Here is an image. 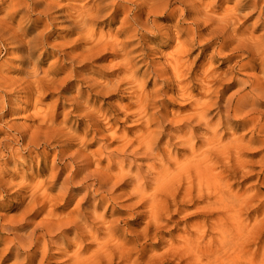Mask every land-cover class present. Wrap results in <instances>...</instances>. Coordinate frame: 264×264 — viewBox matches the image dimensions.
I'll list each match as a JSON object with an SVG mask.
<instances>
[{
	"label": "bare ground",
	"instance_id": "1",
	"mask_svg": "<svg viewBox=\"0 0 264 264\" xmlns=\"http://www.w3.org/2000/svg\"><path fill=\"white\" fill-rule=\"evenodd\" d=\"M41 1L0 0V12L6 9V3L12 7L8 14L0 18V58L9 54V50L16 49L19 54L15 59L20 63L17 67L20 76L17 79L6 76L0 64V199L23 196L22 200H14V203L20 205L16 207L24 206L17 218L9 220L16 226L12 227L8 221V224L0 223V244H4V248L0 249V264L10 257L14 260L11 264H257L258 252L264 256V244L261 235L253 230L264 225V217L259 219L261 215H258L251 225L242 220V216L251 209L261 190L252 193L249 189H235V185L240 179L248 176L252 178L257 174L248 170L245 159V151L250 148L252 141H246L243 135L238 136V130L250 127L254 134L264 132V120L253 115L257 103L264 101V86L258 82L256 74L240 76V72L264 70V35L255 36L243 31L245 29L242 30L241 26H234L241 18L245 19L257 12L258 20L264 26V6L259 5V0H239L234 7L224 9L220 7L223 3L220 0H141L137 8L130 11L124 23V31L131 40L137 36L143 42V39L154 33L145 22H140L142 16L178 15L179 6L172 7L176 3L187 5L180 11L179 19L185 22L191 20L186 28L168 25L156 29L157 34L169 40L172 35H176L179 42L162 64L152 66V74L159 78L161 84L158 83L163 85L162 89L145 92L143 84L136 81L134 56L130 57L131 51L126 50L131 40H127L129 45L127 42L124 45L118 43L117 38L106 39L103 36L105 34L96 38L89 31L94 21L105 17L104 11L108 5L89 6L87 10H83L85 6L82 9L73 8V12L78 13L74 16L78 20L72 19V28L85 34L72 41L74 45L70 47L77 48L75 53L69 52L63 45L58 46V49L55 47L54 52H57L58 58L51 62L49 69H44L47 60L45 53H48L45 46L47 43L51 45L47 42L50 34L46 32L57 22L50 17V13L57 11L59 6L55 3L56 7L52 6L50 2L49 5H42ZM104 1H113L115 9L112 12L115 14L121 13L122 3H129L128 0ZM189 6L193 8L192 11ZM187 9L190 11L187 12ZM218 9L220 14H217ZM245 11L248 12L244 14ZM31 15L37 16L35 21L43 25L30 40H25L23 31L26 28L21 22L14 26V22L17 17L23 20ZM70 16L73 17L72 13ZM43 18H46L45 21ZM182 37L185 38L180 41ZM195 46L200 48L199 53H205L210 48L213 58L222 59L223 64H234L229 67L226 65L228 69L219 72V67L212 68L215 61L211 60L213 63H210L206 71L195 75L198 83L196 86L188 77L193 72L194 63L185 61ZM39 48L44 51L36 57ZM139 48L141 46L135 49ZM110 49L123 52L121 56L125 57L120 64L123 75H116V81L106 75L105 78L102 76L105 81L91 80L87 72H78V67L85 68L96 62L99 56ZM65 58L69 59L68 66L60 67L59 61ZM60 73L63 76L59 77ZM74 82L79 83L77 89L80 93L70 99L71 111L79 120L77 126L84 129L82 138L66 130L67 122H56V107L64 106L60 97L55 106L43 104V98L48 97L54 88L63 91ZM122 83L131 85V88L136 87L131 96L133 101L124 108H115L107 113L101 107L88 108L91 103L82 101L85 94L111 99L118 93H125L127 87L123 89ZM231 86L238 88L224 100V91ZM196 88L200 90V98L192 102ZM165 91L176 92L177 99L182 102L191 101L188 104L191 109L183 116L173 115V119H170V115L159 111L160 98L163 96L161 92ZM17 97L24 99L25 112L30 109L28 116L33 125L20 128L11 122L13 117H10L16 111L13 105ZM119 115H123L122 120L117 118ZM123 120H130L133 124L138 122L141 129L132 140L121 137V145H117L114 151L109 150L111 153L108 159L113 164L102 168L103 160H94L93 156L85 154L86 151L84 153V138L88 133L92 135V132L96 139L104 132L114 135L113 126L120 121L123 123ZM103 149L106 151L107 147ZM53 151L55 157L52 159L50 177L53 183L56 185L60 175L67 172L57 194H47L42 181L24 183L18 190L16 187V191H11L13 186L5 175L11 170V165L16 166L14 159L19 154L27 153L29 158L42 155L47 162ZM104 151L100 150L99 156ZM259 163L262 167L258 173L261 176L259 182L264 185V155ZM111 168L117 169V172L111 174ZM18 172L15 169V173ZM40 175L42 172L36 174L37 177ZM25 178L22 176V180ZM25 188L29 190L21 195ZM74 191L81 194L74 210L68 213L57 212L56 207L48 212L45 210L47 204L55 206L62 202L69 205L75 198ZM120 201L124 203L110 211L109 208L113 204L116 207ZM105 202L107 208L104 212L99 211ZM84 204H87L85 208ZM262 209L264 205L255 210L260 212ZM44 210L47 217L35 222V216ZM108 212L111 217H120L107 220ZM180 215L182 218L192 220L199 217L202 220L187 225L177 240L170 241L158 251L155 246L148 254L150 250L146 247L153 244L152 241L163 234L170 223L177 226L179 221L175 218ZM129 216L134 222H129ZM142 218L145 224L140 230H131L122 225L138 223ZM29 226H32L30 231L21 235L15 232L13 238H4L1 234V231L25 230ZM70 232L73 233L72 238L68 236ZM156 245L160 246V242ZM52 246L61 251L56 250L54 255L51 254ZM252 246H255L254 249Z\"/></svg>",
	"mask_w": 264,
	"mask_h": 264
},
{
	"label": "rangeland",
	"instance_id": "2",
	"mask_svg": "<svg viewBox=\"0 0 264 264\" xmlns=\"http://www.w3.org/2000/svg\"><path fill=\"white\" fill-rule=\"evenodd\" d=\"M128 1H129V3H126V2L122 3V7L121 8H122L123 12L121 11L120 14H115V13L112 12V10L115 9V4L112 3L113 1H106L105 2L104 0H82V1H76V0H44L43 1L42 0L41 1V2H43L42 5H49L50 3H52L50 5L54 6L56 4L57 6H59L58 8H56L57 11L53 10L50 13V17L54 18L55 20H57V22L55 21L56 23L54 22L52 29L48 30L46 32L47 34L49 33L51 35V36L48 35V38H47V42H50L51 45L49 46V44L47 43V45L45 46L46 47L45 49L48 50V53H45V56H46L47 60L44 63L43 68L44 69H49V66H50L51 62H53L54 60L55 61L57 60V58H58V56L56 55L57 52L56 53L54 52L55 47L58 49V48L61 47V45H63L64 47L63 46L62 47L67 49L69 52H72V53L76 52L77 48H74V49L72 48L71 49V47H73L71 45H74V43L72 41L74 39H77L79 37V35L85 34V33H80L79 30H75V29L72 28L73 20L74 21L78 20V19H76L74 17L78 13L77 12L74 13L75 10L73 8L82 9V7L85 6L86 9H83V10H87V9H89L92 6H95V7L96 6L97 7L100 6L101 7L102 5L103 6L104 5H108L109 7H107V9L104 11L105 17H102V18H100V19H98V20H96V21H94L92 23L91 27L89 28L90 29L89 30L90 33L93 34L96 38H99L100 36L105 34L103 36H106V39H110L111 40V39H114V38L116 39L117 38L118 43H120V44H122L124 42L128 43V41L131 40V39L128 38V34L125 33V31H124V29L126 27L125 26L126 24H124V23H126L125 22L126 21V17L130 14V11L132 9H136L137 5L139 4V2L141 0H139V1L138 0H128ZM186 1H188V0H186ZM220 1H221V3L223 2L222 4H220L221 5L220 7L222 9H224L223 7H230V8L234 7L236 2L239 1V0H230V2H228V3H226L224 0H220ZM259 2H260L259 5L263 7L264 6V0H259ZM53 3H55V4H53ZM56 5H55V7H56ZM185 5H186V3H185ZM185 5L181 4V3H176L175 5L172 6V7L175 6L174 8L178 7V10H177V11H179L177 13L178 15L168 14L167 16L161 17V16H156L154 14H151L150 17H148L145 14L144 16H142L141 20L139 19L140 22L141 23L145 22L147 28L148 29L150 28L151 30H153L152 32H154V33L149 35L146 39H143V42L141 40H139L138 37L136 36V37H134V39L131 40L132 42L129 41L130 45L128 43L129 46H126V50L129 49L127 51H131L129 56L130 57L134 56L133 58L135 59V62H136V66L137 67L134 68V70H136V76H135L136 77V81H138L140 84H143L142 89L145 92H152V90H156V89L160 90V89H162L163 85L162 86L160 85L161 83L158 80L159 78L157 79L155 77V75L152 74V71L154 69L152 66L157 67V66H159V64H162L163 63L162 61H164L165 57H168V53L171 54L174 51L176 45H178L177 43L179 42V39H177L175 37L176 35L175 36L172 35L171 36L172 38L170 37L172 40L171 39L169 40V39H167V37L164 38V36H161V35L157 34L156 29L159 28L160 26L161 27L162 26L163 27H166V26L167 27H169V26H173V27L174 26H178L180 29L186 28L188 26L189 22H191V20L188 19V21L185 22V21H183V20L181 21L179 19V18H181L180 11H182V9L185 8ZM6 6H7L6 9H4V10H2L0 12V18H3L5 16V14H8L11 11L12 7L9 6L8 3H6ZM188 8L191 9V11L193 10V8L192 7L190 8V6ZM63 10H64V12H63ZM60 11H61V13H60ZM67 11H68V14H65V13H67ZM189 11L190 10H188L187 12H189ZM218 11L219 12H217V14L218 13L220 14L221 13L220 9H218ZM247 12L248 11H245L244 14H246ZM70 13H72L73 17L70 16ZM57 14H58V16H57ZM59 14H60V16H59ZM256 14L246 16L247 18L245 17V19L241 18L240 21L237 22L234 27L241 26L242 30L245 29L243 31H247V32L253 33L255 36L264 35V26H262L261 25V21L258 20L259 13L257 12ZM61 15H63L64 17H61ZM175 16H176V18H175ZM36 17L37 16H35V15H31L30 17L28 16V17L24 18L23 20H20V17H17L16 22H14V26H16L17 22H21V24L26 28L25 31H23V33L26 34V36H25V34L23 36V38L25 40H27L29 38L31 39L34 36V34H36L39 30L42 29L43 23H39V21L38 22L35 21ZM185 18H189V17L186 16ZM45 19L46 18H43L42 20L45 21ZM147 20H149V21H147ZM256 20L258 22H260V23H258ZM180 21H181V23H180ZM149 23H150V25H149ZM150 26H152V27H150ZM75 32H76V34H75ZM174 38H176V39H174ZM184 38L185 37H182L180 39V41L184 40ZM125 43H124V45L127 44V43L126 44ZM171 44H172V47H171ZM58 46H60V47H58ZM140 46H141V48L135 49V48L140 47ZM42 50L43 49H41V48H39V50L37 49L35 56L36 57L39 56L42 53ZM211 50L212 49L209 48L208 50L205 51V53H199L200 52V48L195 46L193 51H192V54H190V56H187V58H185V61H187V63H190V62L194 63L193 69L191 70V72L192 71L193 72L188 77H189V80L191 81V83L192 84H196V86H198V83H197V80H196L197 74L199 75V74H201L202 71H206L210 67V63H213L215 61L213 63V65H212V68H215V66L217 68L219 67V72L220 71L221 72L225 71L223 69H228L226 67H229L230 65L234 64V62H230V63H226V64L224 63L223 64V60L222 59L215 58V57L213 58ZM113 52H115V53H113ZM149 52H151V53H149ZM121 53L123 54V52H121ZM121 53L116 52L115 50H112V49L107 50L105 53H103V55L98 57L96 62L95 61L92 62L91 64H89L85 68H84V66H80V67L77 68V70H78V72H83V73L87 72V74H88L87 76H89L91 78V80L93 78L96 81L99 80L100 82H102V81L106 80V79H103L102 76L106 75L107 78H110V80L112 79V80L116 81L117 80V78L115 77L116 75L117 76H122L123 75L121 73L122 69H121L120 64H122L124 62V60H125L124 58L125 57L121 56L122 55ZM159 53H161V54H159ZM18 54H19V52L16 49H11V50H9V54H4L2 56V58H0V64L3 65V69L2 70L4 72H6V76H8L9 78L17 79L20 76L19 75V71L17 70V67L20 66L19 65L20 63H19V61L17 59H15V58H17ZM139 54H143V55H139ZM116 55H119V56H116ZM211 60L213 62H211ZM239 60H242V59H239ZM67 62H69L68 58H65L64 60L62 59L61 61H59V66L60 67L68 66ZM154 62L155 63L159 62V63L155 64ZM152 63H154V64H152ZM148 64H150V65H148ZM10 67H11V69H10ZM87 68H89V69H87ZM8 69H10V70H8ZM198 70H199L200 73L198 72ZM194 71L197 72V73H195ZM246 73H248V74L249 73L256 74L258 76V82H260V84H263V86H264V70L263 71H260V70L246 71L245 73H243V71H241L240 72V74H241L240 76H243ZM235 75L239 76V74H235ZM61 76H63L62 73L59 74V77H61ZM192 77H195V78H192ZM96 78H98V79H96ZM104 78H105V76H104ZM192 80L193 81L195 80V82H193ZM78 84L79 83H77V82L71 83V84H69L66 87L67 89H65L63 91H60V90H57V89L54 88L53 91L49 92L50 95L48 97L43 98V104L55 106L56 105V100L60 97L62 99V102H64L63 103L64 106L61 105L60 107H56L57 113H58L56 122L58 124L61 123V122H67V125H66L67 129L66 130L70 131L73 135H75V136L78 135L80 138H82V136H84L85 132H84L83 127L80 128V126H77V124L79 125V120L77 119V117L71 111L72 110V106H71L72 102L70 100V99H73V96L75 94L80 93L78 91V89H77V88H79ZM121 87L123 89H125V90H126V87H127L126 92L125 93H118L115 97H113L111 99L109 97H104L103 98V97H100V96H89V95L85 94L83 99H82V101H86L89 104L91 103L89 105L90 107H88V108H92V107H96V108L99 107L100 108L101 107V110L103 112H107V113L111 112V110H113L115 108H120V109L124 108L127 104H129L130 102L133 101L132 92L136 90L135 89L136 87L135 88L134 87L131 88V85H128L127 83H122ZM237 88H238L237 86H231V87L227 88L224 91L226 93V95H224V100L227 99ZM57 92H59V93H57ZM198 92L200 93V90H199V88H196V90L194 91V94H193V95H195V94L196 95L192 98V100H191L192 102H194L195 100L200 98V95L198 94ZM161 93H163L162 94L163 96L160 98L162 100L160 102L159 111H161V112L163 111L162 113H165L166 115H170V116H168L170 119H173L171 117H174V116H176V117H179L181 115L183 116V114L185 115L187 113V111L191 109L190 105H188L189 102H191V101L182 102L181 100L177 99L178 97H177L176 92H173V91L166 92L165 91V92H161ZM164 93H166V94H164ZM166 95H167V97H166ZM183 103H185V104H183ZM114 104H115V106H114ZM111 106L112 107L114 106V107L112 108ZM117 106H119V107H117ZM25 107H26V103L24 102V99H22L20 97H17L16 101H15V106L13 105V108L17 112L14 110L15 113L13 115H11V117H10V118L13 117L14 119L12 118L10 120H11L12 123H14L16 126H18L20 128H22L24 125L25 126H31V124L32 125L34 124L32 122V119L28 116L31 113V111H28L30 109H28L27 112H25L24 111ZM18 108H19V110H18ZM255 108H256V112H254L253 115L255 117L262 118L264 120V101L260 100L259 103H257V106ZM151 112H154V111H151ZM214 113H216V111H214ZM69 118H70V120H69ZM117 118H119V119L121 118V120H122L123 119V115H119ZM76 121H77V123H76ZM262 122L264 123V121H262ZM134 123L135 124H133V122L130 121V120H128V122L123 120V123L120 121L119 123H117L116 125L113 126V131L115 133L114 135H112L111 132H108V133L104 132V134L99 136L100 137V138H98L99 140L96 139V137L94 136L95 134L93 132H92V135H91V133H88V135H86V137L84 138L85 139V144H84L85 146L82 148L84 153L86 151L85 154L93 156L94 160H100V161L103 160L104 162L102 161V168H106L108 166H111L113 164V162H110L108 158H109V153H111L112 149L114 151L119 145H121V143L119 144V142L121 141L122 138L127 137L128 140H130V139L132 140V138H135V136L138 135V132L140 131L139 129H141V126L139 127L140 123H138V122H134ZM233 123L237 124V122H233ZM77 128H79V129H77ZM116 132H117V134H116ZM107 134L108 135L110 134V135L108 136ZM240 135L245 136V140L246 141H252V145L250 146V148L247 149V151H245V153H246L245 159L247 160L248 170L257 172V174L255 175V177H252V178H249L250 176H248L247 178L244 177L243 179H240V181L235 185V189H242V190L249 189V190H252V193L256 192L257 190H261V192L257 195L255 200L253 201L251 209H249L247 212H244V214L242 216V220L246 221V223L250 222V224L253 225V223H254L253 219L255 217H257L258 215H261V216H259V219H262L264 217V210L263 209L260 212H257L255 210L256 207H258L260 205H264V203H263L264 202V185H262L261 182H259V178L261 176L258 175V173L262 170V167H261L259 161H260L261 157L264 155V152H263L264 151V148H263L264 147V132L257 135L256 133L254 134L250 130V127H248V128H245V129H239L238 130V136H240ZM254 136H255V138H253ZM0 138H1V136H0ZM114 138H116V139H114ZM86 142H87V144H86ZM107 143H108L109 146L107 145ZM104 147L105 148L107 147L106 151H104V149H103ZM110 149H111V151H109ZM100 150L104 151V154L102 156H99V153H100L99 151ZM107 151H109V152L107 153ZM181 153H183V152L181 151ZM104 155H105V157H104ZM17 157L18 158L14 159V162L16 163V166L11 165L12 166V168H10L11 170H8L6 172V175H5V178H7L8 182L11 181V184L13 186L12 187L13 190H11V191L14 192V191H16V189L18 190L20 188V186L23 185L24 183L27 184L28 182L36 183V182H39V181L41 182L42 181L44 187L48 191L47 194H49L50 196H54V194H57V192L59 190V187H60V183L65 178L67 172L65 171L64 173H62L60 175V180L58 181V183L56 185L53 183L54 180L52 181V179L50 177H51V169H52V159L55 157V151L50 153V158H49V160L47 162H45L46 160H45L44 156H42V155H39L38 157L34 156L32 158H29L27 156V153H24V154H21V155L19 154ZM101 157H103V159ZM13 168H14V170H13ZM92 168H94V166ZM15 169L17 171H20V172L17 173V174H19V176L15 173ZM33 172H34V175H33ZM38 172H42V175L37 177L36 174ZM115 172H117V169H115V168H111L110 169V173L111 174H114ZM16 175H17L18 178L16 177ZM47 175H50V176L48 177ZM22 176H25L26 178L28 177L27 180H25L26 178L22 180ZM14 178H16V180ZM33 179H35V180H33ZM12 180L16 184H14L12 182ZM46 180H47V182H46ZM234 182H236V181L234 180ZM262 182H263V180H262ZM50 184H52V185H50ZM28 190L26 188L23 189L21 191L22 192L21 195H24L25 192H27ZM74 192H75V196H74L75 198H73V201L69 205L62 204V202H59V204L58 205L56 204L55 206L54 205L52 206V204H47L46 205L47 209H45V210L48 212L49 210L54 209L55 207L57 209V212H62V213H68V212L74 210L76 208V206H77L78 200L81 197V194H78V191H74ZM9 198H5L6 200L5 199H0V207H1L0 208V223H4L5 222V224H8L9 220L11 221L12 219L17 218L20 215V213L23 210V208H24L23 205L21 207H16V206H20V205H16L14 203L17 200H22L23 196L22 197L18 196V198L16 197L17 199H13L14 197H11V199H9ZM2 200H4V201H2ZM74 200H75V203H74ZM91 203L92 202H90V204ZM123 203L124 202L120 201L117 205L115 204L116 207L113 204L109 208L110 211L112 209L119 208ZM86 205L87 204H84L83 207L85 208ZM106 208H107V203L105 202V203L102 204V206L99 209V211L104 212ZM45 210H44L43 213H39V214H37L35 216V218H36L35 222H40V220L42 221L43 218L45 219L47 217V212ZM44 214H46V215H44ZM2 216H4V217H2ZM117 217H120V215H115V216L111 217L110 212H108L107 220H111V219L117 218ZM130 218H132V217L129 216V222H134V221H131ZM175 219H176V221H179L177 226L174 223H170L169 227L167 229H165V232L163 234H160L157 239L153 240L152 241L153 244H150V245H148L146 247L147 250H150V251H148V254L151 253V250L154 249L155 246L158 248V249H156L158 251L159 248L164 247L170 241L177 240V236L179 234H181L185 230L187 225H189V224H191L193 222H196V221L198 222V221L202 220V218H199V217L193 218L192 220L191 219H187V218H182V215L177 216ZM211 219H212V217H210V221H211ZM141 220L138 223L137 222L134 223L135 225L134 224H128V225L126 224L125 225V223H123L122 225H123V227H129L131 230H140V229L143 228V226L145 224L144 223L145 220L143 218ZM10 224H12V227L15 225V224L9 222V225ZM263 226L259 227L256 230L254 229L253 232L257 231L261 235L260 236L261 237V241L264 244V227ZM27 228L28 229L19 230V231H12V232L8 231L7 233L1 231V234H3L4 238H9V237L13 238L16 233L21 235V234H24V233L30 231L32 229V226H29ZM175 228H176V230H175ZM72 234L73 233H71V232L68 233L69 238H72V236H73ZM210 235H212V234H210ZM60 237H61V235H59V238ZM53 241H54V239H53ZM158 242H160V246L156 245V243H158ZM67 244H69V242H67ZM254 247L255 246H252L253 249H254ZM1 248H4V244H0V249ZM68 249H71V248H68ZM52 250L53 251H51V254H53V255H54V251H56V250L57 251H61L60 249H58L57 247H54V246H52ZM256 256L258 257V258H256L257 259V264H264V256L262 255V252H258V254ZM135 257L136 256H134V258ZM8 259H7L8 261L4 262L3 264H11L14 261L12 257H10ZM52 264H54V263H52ZM144 264H146V263H144Z\"/></svg>",
	"mask_w": 264,
	"mask_h": 264
}]
</instances>
